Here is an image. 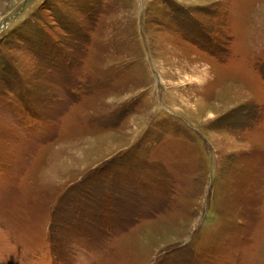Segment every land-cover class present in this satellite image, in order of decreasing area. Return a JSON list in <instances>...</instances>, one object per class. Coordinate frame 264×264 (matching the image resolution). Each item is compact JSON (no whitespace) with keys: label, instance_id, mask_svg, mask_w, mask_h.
<instances>
[{"label":"rangeland","instance_id":"obj_1","mask_svg":"<svg viewBox=\"0 0 264 264\" xmlns=\"http://www.w3.org/2000/svg\"><path fill=\"white\" fill-rule=\"evenodd\" d=\"M0 264H264V0H0Z\"/></svg>","mask_w":264,"mask_h":264}]
</instances>
